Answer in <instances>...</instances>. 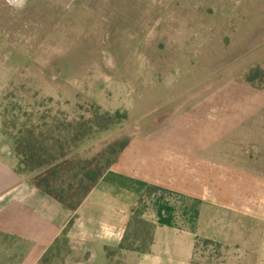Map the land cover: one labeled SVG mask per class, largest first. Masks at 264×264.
I'll list each match as a JSON object with an SVG mask.
<instances>
[{
    "label": "rangeland",
    "instance_id": "374dc122",
    "mask_svg": "<svg viewBox=\"0 0 264 264\" xmlns=\"http://www.w3.org/2000/svg\"><path fill=\"white\" fill-rule=\"evenodd\" d=\"M258 11L264 15V0H0V134L4 124L24 122L26 114L35 119L49 114L71 122L88 120L95 107L125 114L126 120L86 143L83 151L92 156L114 141L132 140L161 127L171 109L194 110L203 103L199 97L207 88L227 86L233 91L231 100L209 93L208 102L239 104L246 97L240 89L248 88L253 106L248 118L263 121L264 87L248 83L247 70L237 73L217 58L229 47H238L246 32L253 33L249 39L254 36L246 27L253 26ZM257 53L243 59L255 61ZM233 113L240 118L239 111ZM256 156L250 144V157L261 169L264 159ZM258 177L264 181V174ZM232 178L243 194L249 187L250 200L264 202L262 192L253 191V176L247 181ZM227 181L220 182L227 186ZM218 193L212 192L210 200L226 203ZM238 224L242 231L264 230V223L241 216L229 232L235 233ZM248 242L251 249H245ZM253 242L224 245L198 239L193 262L256 264V254H245L256 251ZM116 250L107 252L110 264L142 261L140 254L129 257ZM159 257L154 264H164V255ZM78 258L82 256L62 237L41 264H71ZM85 259L107 263L100 252Z\"/></svg>",
    "mask_w": 264,
    "mask_h": 264
},
{
    "label": "crops",
    "instance_id": "0c3cea01",
    "mask_svg": "<svg viewBox=\"0 0 264 264\" xmlns=\"http://www.w3.org/2000/svg\"><path fill=\"white\" fill-rule=\"evenodd\" d=\"M260 12H254L257 18L253 26L249 23L246 27V31L255 32L254 39L248 37L253 33L246 32L238 47H229L217 57L237 73L255 66L264 68V15ZM256 53L255 61L243 59ZM230 87L207 88L199 97L203 103L194 110L184 106L171 109L161 127L132 138L118 163L75 213L16 172L13 144L0 134V264H41L75 216L66 237L82 258L71 264H94L95 260L85 257L97 252L105 254L106 264H110L107 249L119 248L128 223L136 215L155 226L152 252L140 255L139 264H154L160 254L164 264H196L193 256L198 239L224 245L254 240L256 251L246 250L245 254H256V264H264V230L242 231L244 227L238 224L235 233L229 232L241 216L264 223V202L250 200L249 187L243 194L232 178L241 176L239 181H247L253 176V191L264 196V181L258 177L264 174V166H254L258 162L250 157L251 144L256 158L264 159L260 154H264V120L248 118L253 109L248 88L240 89L246 97L239 104L208 102L209 93L228 95L231 100ZM204 106V110H197ZM234 111H239L240 118L233 117ZM251 127L257 129L256 134ZM222 179L229 185H223ZM217 191L226 203L218 205L215 199L210 200ZM246 208L252 212L246 213ZM250 245L248 242L245 249H251ZM126 253L129 257L137 254Z\"/></svg>",
    "mask_w": 264,
    "mask_h": 264
},
{
    "label": "trees",
    "instance_id": "16d2710c",
    "mask_svg": "<svg viewBox=\"0 0 264 264\" xmlns=\"http://www.w3.org/2000/svg\"><path fill=\"white\" fill-rule=\"evenodd\" d=\"M244 78L252 85L264 87V68L255 66ZM90 115L88 120L81 118L71 122L49 114L36 119L26 114L24 122L11 120L3 125L2 134L11 140L18 159L16 172L28 177L36 187L74 213L131 143L129 139L117 140L88 156L83 151L86 143L126 120L125 114L101 112L99 107ZM154 230L152 223L137 215L132 217L116 252L150 254L155 241ZM109 257L111 259V255Z\"/></svg>",
    "mask_w": 264,
    "mask_h": 264
}]
</instances>
